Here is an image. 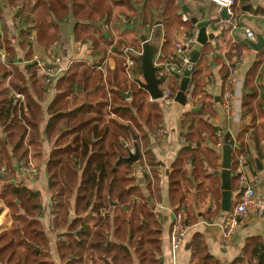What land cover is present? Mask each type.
<instances>
[{"label": "trees", "instance_id": "1", "mask_svg": "<svg viewBox=\"0 0 264 264\" xmlns=\"http://www.w3.org/2000/svg\"><path fill=\"white\" fill-rule=\"evenodd\" d=\"M42 1L35 5L34 10L42 7L36 19L38 41L48 49L59 38L58 28L49 18L50 11H55L56 6L52 0ZM85 2L91 8L77 7L79 15L86 12L77 20H93L96 14L99 17L105 14L110 16L116 5L113 0ZM147 2L145 14L148 15V10L160 7L162 0ZM180 9L179 2L168 0L164 13L167 36L162 60L168 51L175 52L178 33H193L192 22L183 21L179 15ZM241 55L238 49L231 56L233 63L230 69L223 65L225 83L231 69H237ZM204 58L201 54L194 67L191 80L193 99L207 84L204 77L198 79ZM262 63L263 57L248 70L244 78L243 118L251 116L253 125L264 119V99L259 98L257 88ZM1 64L0 81L9 72ZM90 67L82 61L74 62L53 88L43 79V82L38 81L30 68L26 69V73L31 75L29 81L26 74L17 67L13 68V83L19 85L18 93L23 94L25 99L21 102L10 94L7 86L0 84V125L5 128V142H0V170L7 162L9 172L14 174L13 160L21 168L29 165L32 157L42 161L44 140L51 143L47 174L49 192L56 202L58 213L55 229L61 232L68 227L69 230V234L59 233L57 240L62 264H90V256L95 258L92 264H164L161 260L162 226L156 221L146 196L139 188L131 187L134 183L131 178L134 164L118 163V160L128 157L124 144L133 140V136L138 143L141 135L147 136V130L154 132L159 127L163 120L161 106L165 105L161 101L151 102L148 93L137 84L129 85V74L124 65H119L115 77L112 78L110 73L108 78L105 77L108 90L102 70ZM179 79L178 75L170 79L166 77V86L172 96L177 94ZM37 85L39 91L35 88ZM130 87L131 100L126 101L120 92L127 93ZM50 90H55L56 94L48 106L50 119L45 121L43 102ZM210 108L208 105L205 111L198 114L189 112L183 123V127L189 129L185 135L186 147L180 152L169 175V199L176 215L183 212L184 189L187 190L190 185L189 165L194 168L192 176L197 183L203 178L210 179L213 187L219 185V179L213 174L206 175L204 169L208 165L214 172L220 170L217 150L192 149L194 142L201 145L203 134L208 135L216 146V129L202 119L205 114L210 115ZM249 129L250 126L245 125L238 138L242 145L241 152L244 151V137ZM141 158L140 155V161ZM205 160L208 164H204ZM151 166L153 180L160 182L157 165ZM40 195L14 183L0 184V199L10 209L13 218L12 228L0 234V264H54L40 221L43 213ZM155 198L159 200V190ZM115 202L118 207H111ZM235 204L236 201L232 203V208ZM70 211L75 218L69 223ZM87 214L97 224L96 229L87 226ZM218 214L219 207L211 216ZM190 246L192 264H222L208 252L200 235L193 237ZM232 264H264V238H248L241 255Z\"/></svg>", "mask_w": 264, "mask_h": 264}, {"label": "crops", "instance_id": "2", "mask_svg": "<svg viewBox=\"0 0 264 264\" xmlns=\"http://www.w3.org/2000/svg\"><path fill=\"white\" fill-rule=\"evenodd\" d=\"M56 6L55 11L51 10L49 18L58 28L59 38L50 47L46 48L38 41V13L42 7L34 10L37 3L42 0H0V55L6 57L5 65L9 72L3 76L0 84L7 86L11 95H24L18 93L19 85L13 83V68L17 67L29 81L31 75L26 73L30 68L35 74L38 81L42 78L36 75L34 59L38 57L45 62H49L56 57L62 59L63 66L69 63L83 62L89 67L94 63H100L102 70L110 73L115 77L119 65L125 66V71L129 74V85H134L130 76L142 80V71L138 56L142 52V39L145 37L149 42L158 45L159 53L156 57V65L160 66L161 72L169 70L168 79L177 76L176 64L177 56L174 51L170 50L163 58V46L166 43L167 30L164 22V13L168 0H162L160 7L148 10L145 14L147 0H113L114 5L112 14H105L96 19L77 20L86 12L78 14L77 7L90 9L91 6L86 4L85 0H52ZM90 1V0H87ZM123 1V2H122ZM182 7L179 15L186 16L190 22L196 19L198 23H205L206 34L213 35L212 40H208L203 47L201 54L205 57L202 62V72L198 79L205 78L207 84L203 87L202 92L198 93L192 103L181 106L174 102L169 106H161L163 120L159 127L150 132L147 130V136L141 135L139 139V148L141 151V161L132 166L131 178L134 180L131 187H137L146 196L150 204L151 211L157 222L162 226L161 231V260L164 264H192L193 252L190 243L195 235H200L208 252L222 264H232L237 259L246 244V240L252 237L264 238V128L262 124L264 119H260L253 125L251 116L243 118V95H244V78L248 70L258 63L263 57L260 75L257 81L259 98L264 99V48L257 52L246 43L245 31L250 30L264 38V0H235L236 1V27L227 28L224 25L225 18L221 16L222 10L212 4L209 0H175ZM21 7V12L16 10ZM21 16V21L17 22ZM26 18L27 20H25ZM193 25V23H192ZM197 27L193 25V33ZM192 33V34H193ZM190 34V35H192ZM186 34L178 33L176 42ZM32 37V39L30 38ZM175 42V43H176ZM197 45V44H196ZM248 46V48H246ZM175 49V46H174ZM205 49V50H204ZM241 50V58L238 62L237 72L238 79L242 82V90L239 95L233 92V98L227 109V100L225 92L227 85L223 77V65L229 69L233 61L231 56L236 51ZM233 60H236L234 58ZM1 62V61H0ZM91 68V67H90ZM93 69V68H91ZM175 69V72L172 70ZM106 76V77H107ZM123 78V74H121ZM108 78V77H107ZM43 82V81H42ZM58 80L55 82V84ZM181 78L179 79V84ZM54 84V85H55ZM54 85L51 87L53 88ZM166 86V81L162 89ZM40 90L39 85L35 87ZM179 85L177 88L178 93ZM128 91H131V87ZM31 94L35 97L34 91L30 88ZM56 91L50 90L47 98L43 102V111L45 121L50 119L48 106L54 100ZM132 95V92H131ZM123 97V96H122ZM124 98V97H123ZM150 98V96H149ZM126 101V98H124ZM151 102H154L151 100ZM157 102V101H155ZM159 102V101H158ZM162 102V101H161ZM162 103H160L161 105ZM210 105V115L202 116L205 123L216 129L223 135L224 141L227 135L235 141L233 149V171L232 176L235 179L233 190V202L241 198L242 192L239 181L235 176L238 161H244V170L249 178H259L260 184L255 186V206L250 209L245 224L239 229L224 245L221 241V226L224 222L221 211V179L218 173L221 171L222 149L215 146L214 142L208 135L203 134L201 145L196 142L192 144V149L202 150L208 148L216 149L220 155V170L214 172L208 165H205L206 175L213 174L219 179V185L213 187L210 179H199L197 183L193 178L192 166H188V179L190 185L187 190L184 189V199L182 201V215L187 226V236L184 247L178 252L176 257L173 256L170 248L171 233L175 217L177 216L172 209L169 199V175L174 162L178 159L180 152L186 147V133L188 127H183L186 116L189 112L198 114L205 111ZM78 107H75L76 109ZM245 125L250 126L248 133L244 137V151H242L239 136ZM196 127V124H195ZM4 127L0 125V142H5ZM161 130H165L163 134ZM133 139V138H132ZM217 144V140H216ZM127 149L133 150L134 140L125 143ZM1 147V146H0ZM1 149V148H0ZM52 151L51 143L44 140L43 143V160L38 158L31 159V165L37 171V174L31 176L24 173L18 163L13 160L12 166L15 173L9 172L8 166L0 170V184L14 183L21 187H27L41 195L43 213L40 218L41 224L45 230L50 255L53 263H61L57 251V240L59 233L61 235L69 234L68 227L61 232L55 229L58 219L56 212V202L49 192L47 160ZM128 153V152H127ZM2 158V157H1ZM139 163V164H138ZM157 165L158 178L160 182L153 180V167ZM204 164H208L205 160ZM149 177V178H148ZM150 179V180H147ZM216 179V180H218ZM151 182L149 185L148 182ZM233 187V186H232ZM158 190L160 198L157 200ZM134 201L136 199H133ZM140 201V200H138ZM111 207H118V203L111 204ZM220 208V214L213 217L217 208ZM72 211L69 214V223L73 221ZM83 219V217H82ZM88 227L96 229L97 224L90 218L86 217ZM13 225V218L10 209L0 199V234L9 231ZM90 264H92V256ZM62 264V263H61Z\"/></svg>", "mask_w": 264, "mask_h": 264}, {"label": "built area", "instance_id": "3", "mask_svg": "<svg viewBox=\"0 0 264 264\" xmlns=\"http://www.w3.org/2000/svg\"><path fill=\"white\" fill-rule=\"evenodd\" d=\"M212 4L217 6L219 9L226 10L227 17L224 20V25L229 27H236V1L235 0H209ZM21 7L17 8L19 10ZM21 9L19 10V13ZM21 16L18 17L17 22L21 21ZM184 22H187L189 19L186 16L182 17ZM197 31H195L192 35H184L182 36L178 42L175 43V54L177 56V64H176V71L180 74V78H182L185 70H190L192 72L194 65L191 63V51L197 44ZM246 37L249 40L255 39V33L246 30L245 31ZM32 39V37H30ZM1 63H6V57L4 55H0ZM73 63H69L67 66H63L62 59L59 57L50 60L49 62H45L44 60L35 57L34 59V66L36 75L42 78L45 83L52 87L57 80L66 73L70 66ZM93 67H98L101 69L98 63L92 64ZM169 74V70L166 69L165 71L161 72L159 76H165ZM227 90L225 92V98L227 100L226 107L229 109V103L233 98V92L239 95L242 90V82L238 79V72L236 69H231L229 78L226 81ZM193 91L194 87L190 84L188 92L186 94L187 103H192L193 100ZM175 96H172L170 89L165 86L163 88V98L160 100L164 103L165 106H169L175 102ZM16 98L24 101L22 95H16ZM229 112L231 113L230 109ZM163 134H166L165 130H161ZM217 144L216 147L222 149L224 147L225 141L223 139V135L221 133L216 134ZM244 161L240 159L238 161V166L235 170V176L239 181V186L241 188V198L236 201V204L233 208H231L230 213L226 214L224 218V222L221 226V241L225 245L228 240L245 224V221L248 218L249 211L251 208L255 206V186L260 184L259 178H249L246 171L244 170ZM29 172L37 174V171L33 168V170H29ZM187 236V226L184 221V217L182 214H179L175 217L172 233H171V240H170V248L171 252L174 257L178 254V252L184 247L185 240Z\"/></svg>", "mask_w": 264, "mask_h": 264}, {"label": "water", "instance_id": "4", "mask_svg": "<svg viewBox=\"0 0 264 264\" xmlns=\"http://www.w3.org/2000/svg\"><path fill=\"white\" fill-rule=\"evenodd\" d=\"M221 16L226 18V10L223 9ZM193 25L197 27V45L191 51V63L195 65L199 62L201 51L203 47L207 44L208 40L213 39V35L206 34L205 23H198L196 19H192ZM246 43L253 50L259 52L264 48V38L262 35H257L256 40H248ZM159 47L156 44L149 42L145 37L142 39V52L138 56L142 71V80L135 78L133 75L130 76L132 81L137 84L141 89L145 90L150 96L152 101H160L163 98L162 86L166 81V77H160V66L156 65V57L159 53ZM194 67L192 72L190 70H185L181 82L179 84L178 93L175 96V102L181 106L187 105L186 94L188 92L189 86L191 84L192 75L194 72ZM175 72V69L172 70ZM180 76L179 73H177ZM122 96L127 100H130L131 91L127 93H122ZM134 146L133 150L127 149L128 157H120L118 163H129L135 164L139 162L141 151L137 143V138L133 136ZM125 145V144H124ZM235 148V141H233L230 135H227L225 144L222 150V164L221 171L218 173L221 179V211L222 218H225L226 214L230 213L233 203V187H232V171H233V149Z\"/></svg>", "mask_w": 264, "mask_h": 264}, {"label": "rangeland", "instance_id": "5", "mask_svg": "<svg viewBox=\"0 0 264 264\" xmlns=\"http://www.w3.org/2000/svg\"><path fill=\"white\" fill-rule=\"evenodd\" d=\"M107 76V74H106V71H104V80H105V86H106V89L108 90V83L106 82V77ZM6 165H7V162L5 163V167H6ZM23 165H25V164H23ZM32 165H33V163H32ZM31 165V161H30V164L29 165H25L24 167H22L21 168V166H20V169L24 172V173H27V174H29V175H31V176H34V173H32V172H29V170H33V166ZM35 169V168H34ZM55 264H61V263H59V262H57V263H55Z\"/></svg>", "mask_w": 264, "mask_h": 264}]
</instances>
